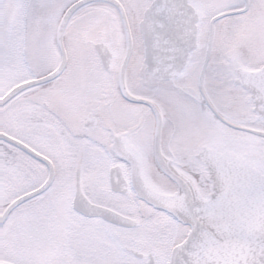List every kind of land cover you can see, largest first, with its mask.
<instances>
[{
	"label": "flooded vegetation",
	"instance_id": "af4514ba",
	"mask_svg": "<svg viewBox=\"0 0 264 264\" xmlns=\"http://www.w3.org/2000/svg\"><path fill=\"white\" fill-rule=\"evenodd\" d=\"M75 1L0 0V135L21 145L0 138V263L169 264L189 230L190 206L198 215L208 200L202 151L228 150L264 177V140L221 122L264 132V74L253 75L264 68V3L246 0L244 11L223 15L243 10L244 0H186L195 48L177 77L161 79L142 65L138 24L152 0H115L125 24L109 3L79 7L62 27L61 51L56 29ZM127 35L123 87L157 110L160 159L184 190L156 163L155 114L122 95ZM56 68L53 79L12 94ZM60 175L76 221L100 228L95 242L77 241L75 231L58 245ZM77 192L130 225L78 213Z\"/></svg>",
	"mask_w": 264,
	"mask_h": 264
},
{
	"label": "water",
	"instance_id": "95a60500",
	"mask_svg": "<svg viewBox=\"0 0 264 264\" xmlns=\"http://www.w3.org/2000/svg\"><path fill=\"white\" fill-rule=\"evenodd\" d=\"M89 2H107L113 5L125 24L123 11L115 0H78L64 11L58 30L56 29L55 41L61 51L64 23L73 11ZM246 5L247 2L244 0L243 10L223 15L240 13L245 10ZM195 22L196 15L186 0H152L144 10L138 24L144 47L142 64L145 70L156 71L161 79L177 77L185 65L189 52L195 47ZM209 40L210 37L200 70L199 89ZM129 48L130 41L127 35L126 51L118 71L122 95L129 102L147 105L155 114L156 130L153 144L156 163L164 175L184 190L181 180L167 169L160 159L158 150L160 121L157 110L148 101L130 96L123 87ZM58 72L59 68H56L45 78L20 84L12 90V94L29 85L53 79ZM262 74H264V68L253 75L261 76ZM221 122L233 129L264 139V132L233 126L223 120ZM0 138L21 148L16 141L2 135ZM200 154L207 170L210 195L198 215L191 210L190 206L187 222L189 231L184 240L173 248L169 264H264V177L247 165H240L234 159H227L225 153L205 150ZM145 193L143 191L142 197L156 205L155 198ZM15 204L16 202L11 204L6 211ZM157 205L167 209L160 201ZM72 208L86 217H99L120 226L130 225L127 219L107 209L89 204L79 192L75 193ZM202 214L208 218L206 223L202 219L204 217Z\"/></svg>",
	"mask_w": 264,
	"mask_h": 264
},
{
	"label": "rangeland",
	"instance_id": "374dc122",
	"mask_svg": "<svg viewBox=\"0 0 264 264\" xmlns=\"http://www.w3.org/2000/svg\"><path fill=\"white\" fill-rule=\"evenodd\" d=\"M258 5L264 3L263 0H254L255 5ZM95 3L100 4V2H93L90 3V5H93L94 7H97ZM132 112L135 111V108L130 109ZM191 129V127H190ZM225 152V157L227 159H234L236 162H240L241 160L238 157H234L232 153L228 150H222ZM238 158V159H236ZM71 182V181H70ZM68 181L64 179V175H60L59 179L57 181V243L58 245L61 243H64L65 241H71V235L72 232L77 231L78 236L76 238L77 241H82L83 239L80 238V236H86L91 240L90 242H95L98 240V231H101L100 228H98V225L94 226V224H90L89 227H84L80 223L76 221V217L72 215L70 212V202H69V188ZM104 230V229H103ZM63 251V250H62ZM57 256H59L57 254Z\"/></svg>",
	"mask_w": 264,
	"mask_h": 264
},
{
	"label": "bare ground",
	"instance_id": "6f19581e",
	"mask_svg": "<svg viewBox=\"0 0 264 264\" xmlns=\"http://www.w3.org/2000/svg\"><path fill=\"white\" fill-rule=\"evenodd\" d=\"M203 215V214H202ZM204 216V217H203ZM202 217V219H203V221L206 223L207 221H208V218L207 217H205V215H203Z\"/></svg>",
	"mask_w": 264,
	"mask_h": 264
},
{
	"label": "trees",
	"instance_id": "16d2710c",
	"mask_svg": "<svg viewBox=\"0 0 264 264\" xmlns=\"http://www.w3.org/2000/svg\"><path fill=\"white\" fill-rule=\"evenodd\" d=\"M251 142V144H253V146H255V149H256V145H255V142L254 141H250Z\"/></svg>",
	"mask_w": 264,
	"mask_h": 264
}]
</instances>
